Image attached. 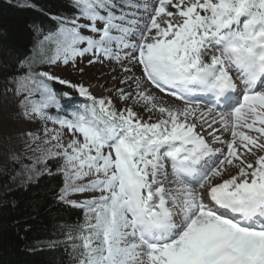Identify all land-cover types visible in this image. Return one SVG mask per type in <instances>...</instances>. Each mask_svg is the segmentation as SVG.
<instances>
[{
    "label": "snow or ice",
    "instance_id": "obj_1",
    "mask_svg": "<svg viewBox=\"0 0 264 264\" xmlns=\"http://www.w3.org/2000/svg\"><path fill=\"white\" fill-rule=\"evenodd\" d=\"M67 7L51 27L30 25L28 54L0 53V176L27 188L53 175L51 161L63 175L55 199L83 210L47 246L66 245L70 264H264V0ZM85 57L120 66L113 96L52 70ZM54 82L87 103L67 111ZM130 100L147 119L117 108Z\"/></svg>",
    "mask_w": 264,
    "mask_h": 264
},
{
    "label": "trees",
    "instance_id": "obj_2",
    "mask_svg": "<svg viewBox=\"0 0 264 264\" xmlns=\"http://www.w3.org/2000/svg\"><path fill=\"white\" fill-rule=\"evenodd\" d=\"M33 4L42 12L29 7ZM67 4L68 0H11V4L0 0V53L10 50L18 55L28 54L37 39L30 25L35 21L44 28L51 27V16L71 13ZM3 79L0 76V83ZM53 87L69 91L66 85L55 82ZM51 114L55 115L56 110ZM3 151L6 149H0V153ZM2 162L0 154V165ZM49 164L53 175H45L27 188L17 187L0 176V264H70L66 245H47L62 241L60 229L82 220L83 210L55 199L63 186V175L51 161Z\"/></svg>",
    "mask_w": 264,
    "mask_h": 264
},
{
    "label": "rangeland",
    "instance_id": "obj_3",
    "mask_svg": "<svg viewBox=\"0 0 264 264\" xmlns=\"http://www.w3.org/2000/svg\"><path fill=\"white\" fill-rule=\"evenodd\" d=\"M88 59L89 57H85L83 59V62H81L80 58H77V64L75 68L70 63L68 66L60 65V66L54 67L52 70L55 72V74L59 75L63 79L70 80L73 83H83L86 87H89V90L93 93V95H96L97 97L113 96L114 95L113 92L108 91V89H112L114 85L118 84V81H112L110 86L106 89L102 88V84H103L102 81L105 78V77L102 78V75L109 74L108 70L111 68L112 62L104 60L102 63H95L92 65H88L87 63ZM80 68L84 69L82 73L79 71ZM2 88H3V83H0V90H2ZM69 89L71 91V94L68 98L75 96L78 101H81V100L87 101L86 98L80 99L79 97L75 95V94L79 95L77 90L71 89L70 87ZM122 107H132L134 111H137L138 113L142 114L145 119H147L148 117V113L143 111L142 105H136L131 100L128 101L127 103L117 102V108L119 109ZM158 116H159V113H154L153 119L158 118ZM40 127H42V124H29L24 121H18L15 124V128L17 130L24 129V128L37 129ZM48 127H54V125H52L49 122ZM55 127H58V126H55ZM225 137L230 138L228 134H225ZM70 138L71 137L67 134V131L64 130V142H67V140ZM248 159L249 161H254V157L252 156H249ZM231 171L234 174L236 170L233 168L231 169ZM89 195H98V193H90ZM71 198L79 200V199H82L83 197L73 196Z\"/></svg>",
    "mask_w": 264,
    "mask_h": 264
},
{
    "label": "bare ground",
    "instance_id": "obj_4",
    "mask_svg": "<svg viewBox=\"0 0 264 264\" xmlns=\"http://www.w3.org/2000/svg\"><path fill=\"white\" fill-rule=\"evenodd\" d=\"M108 71H109L108 75H102V78L105 77L104 80L102 81L103 82V84H102L103 89L108 88L112 81H118L117 79H113V77H121L122 76L121 68L115 62H112L111 68ZM134 71L136 72L137 75L140 74V68L139 67L134 68ZM109 90L110 89H108V91ZM154 91H155L156 95L159 98H161L165 104L179 105L182 103L180 101H177L174 97L160 93L158 90H154ZM201 106H203V105H201ZM220 147H221V145H220Z\"/></svg>",
    "mask_w": 264,
    "mask_h": 264
}]
</instances>
